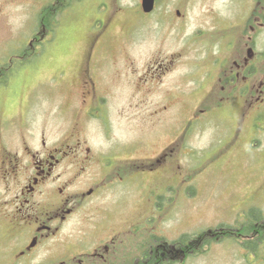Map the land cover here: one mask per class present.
Masks as SVG:
<instances>
[{
    "label": "rangeland",
    "instance_id": "1",
    "mask_svg": "<svg viewBox=\"0 0 264 264\" xmlns=\"http://www.w3.org/2000/svg\"><path fill=\"white\" fill-rule=\"evenodd\" d=\"M64 2L70 4L63 6ZM55 3L63 6L58 12L52 11ZM141 3L0 0V61L8 63L9 57L20 50H27L28 55L39 42L33 39L37 33L45 39L34 53L37 56L33 64L24 60L12 73L11 77L16 75L11 84L14 93L3 91L0 95L5 102L11 96L17 101L31 94L41 97L26 123L20 122L21 117L17 119L32 146L39 142L42 132L49 143L64 140L80 117L78 93L72 85L75 70L84 49L101 34L94 46L107 54L94 71L98 89L109 94L101 103L106 118L84 119L80 126L82 140L102 158L140 163L157 156L166 145L171 146L174 152L167 161L169 173L154 178L163 185L171 180L165 230L172 239L187 232L190 237L198 233L203 239L223 240L207 248L204 243L202 248L206 249L196 250L183 264H235V248L228 241L234 234L228 225L217 226V231L208 228L230 222L235 203L241 206L248 191L258 190L243 206L264 208V147L255 150L262 146L264 136L253 134L254 148L244 149L247 140H237L233 143L236 147H231L233 134L238 138L243 133L235 132L239 103L204 98L219 94L220 85H213L216 73L209 76L207 69H214L212 63L219 62V56L229 55V34L225 30L229 21L244 12L242 1L157 0L149 14L143 13ZM49 11L48 23L51 21L50 27L56 25L48 35L42 22L45 12L47 19L50 17ZM217 33H224V37L217 38ZM164 60L168 68L165 73L157 64ZM24 109L20 107L17 113ZM0 111L4 116H13L15 104L10 108L3 104ZM194 117L195 121L188 124ZM258 122L260 125L261 120ZM15 125H9L11 129L6 128L5 133L9 146L17 149L19 134L15 135ZM122 173L128 174L126 169ZM174 176L179 177L178 183L172 180ZM184 178L190 181L188 192L180 188ZM132 184L124 182L107 190L103 199L102 195L98 198V209L83 207L81 211L102 213L106 204L105 210L112 214L108 220L120 223L124 215L143 206L138 202L141 191L133 194L136 189ZM80 217L77 213L73 218L71 229L75 235L79 234Z\"/></svg>",
    "mask_w": 264,
    "mask_h": 264
},
{
    "label": "flooded vegetation",
    "instance_id": "2",
    "mask_svg": "<svg viewBox=\"0 0 264 264\" xmlns=\"http://www.w3.org/2000/svg\"><path fill=\"white\" fill-rule=\"evenodd\" d=\"M241 1L244 12H237L225 30L229 34V55L219 56V62L212 63L214 69H207L209 76L216 73L212 76L213 85H220L219 94L205 95L204 99L239 103L235 132L243 133L238 138L234 133L230 145L236 147L233 143L237 140H247L244 149H251L256 147V141L251 142L253 134L264 136V0ZM223 37L224 33H217V38ZM100 38L101 34L94 36L92 46L84 49L75 70L72 85L78 93L80 117L64 140L49 143L42 132L39 142L32 146L17 119L21 117L20 122L26 123L41 97L31 94L28 99L17 101L11 96L5 102L0 95V109L3 104L9 108L15 104L16 108L13 116H4L0 111V264H183L196 250L198 253L223 242L203 239L198 233L187 237L191 235L187 232L172 239L165 230L171 180L163 185L154 178L169 173L167 161L174 152L171 146L166 145L157 156L140 163L102 158L82 140L80 126L84 119L93 115L106 118V108L101 103L106 102L109 94L98 89L94 71V66L107 54L103 48L94 46ZM37 47L29 49L30 56ZM25 56L17 57L30 58ZM157 64L164 68V73L168 70L165 60ZM4 76L7 83L0 85V93H14L10 73H1L0 82ZM195 117L188 124L198 120ZM12 123L16 124L15 135L19 134L17 149L9 146L5 133ZM261 144L255 150L262 149L264 142ZM97 167L99 171L95 170ZM125 169L128 174L122 173ZM171 178L178 183V176ZM124 182L133 183L136 189L133 194L141 191L138 202L143 206L124 215L123 220L119 218L120 223L108 220L112 214L105 210L106 204L102 213L81 211L83 207L98 209V198L102 195L103 199L107 190ZM182 183L181 190L187 188L189 181L184 178ZM257 192H247L243 204ZM235 204L230 213L231 223L220 224L228 225L229 232L234 234L228 240L235 248L234 263L264 264V208ZM77 213L81 215V225L75 235L71 227ZM204 243L206 248H202Z\"/></svg>",
    "mask_w": 264,
    "mask_h": 264
},
{
    "label": "water",
    "instance_id": "3",
    "mask_svg": "<svg viewBox=\"0 0 264 264\" xmlns=\"http://www.w3.org/2000/svg\"><path fill=\"white\" fill-rule=\"evenodd\" d=\"M155 6V0H142V7L145 12H150Z\"/></svg>",
    "mask_w": 264,
    "mask_h": 264
},
{
    "label": "trees",
    "instance_id": "4",
    "mask_svg": "<svg viewBox=\"0 0 264 264\" xmlns=\"http://www.w3.org/2000/svg\"><path fill=\"white\" fill-rule=\"evenodd\" d=\"M51 12L49 11V14H50ZM43 20H44V23H46V25H50L51 26V24H49L48 23V19H47V12H45V16L43 17ZM46 21V22H45ZM49 26V27H50Z\"/></svg>",
    "mask_w": 264,
    "mask_h": 264
}]
</instances>
